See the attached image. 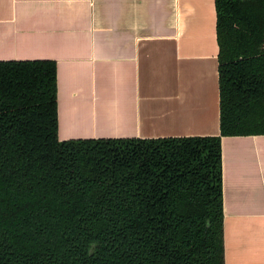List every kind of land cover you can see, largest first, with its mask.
I'll list each match as a JSON object with an SVG mask.
<instances>
[{
  "label": "trees",
  "instance_id": "obj_1",
  "mask_svg": "<svg viewBox=\"0 0 264 264\" xmlns=\"http://www.w3.org/2000/svg\"><path fill=\"white\" fill-rule=\"evenodd\" d=\"M219 134L58 138L54 60L0 61V264H225L221 137L264 135V0H214Z\"/></svg>",
  "mask_w": 264,
  "mask_h": 264
},
{
  "label": "crops",
  "instance_id": "obj_2",
  "mask_svg": "<svg viewBox=\"0 0 264 264\" xmlns=\"http://www.w3.org/2000/svg\"><path fill=\"white\" fill-rule=\"evenodd\" d=\"M214 0H0V61L56 62L58 138L219 134ZM225 264H264V135L222 136Z\"/></svg>",
  "mask_w": 264,
  "mask_h": 264
}]
</instances>
